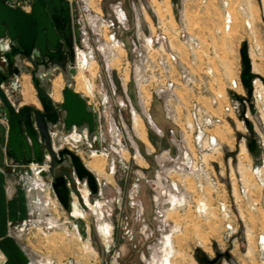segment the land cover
<instances>
[{
	"label": "rangeland",
	"instance_id": "1",
	"mask_svg": "<svg viewBox=\"0 0 264 264\" xmlns=\"http://www.w3.org/2000/svg\"><path fill=\"white\" fill-rule=\"evenodd\" d=\"M69 1L79 46L76 60L80 57L84 62L83 67L78 65L83 74L80 90L77 89L78 74L73 79L72 87L91 103H98L101 110L113 117L117 124V97H123L124 92L119 87L120 78L122 89L128 88V95L134 104L135 87L126 52L122 48V51L114 49L113 45L103 46L114 31L99 27L100 21L96 22V15L101 16L99 3L103 12L105 9L108 13L109 5L120 1L131 20L128 6L136 0ZM139 5L144 7L151 18L148 20L146 17L151 30L154 32L153 23L158 17L172 50L180 54L186 67L193 69L187 58V48L178 40V16L183 11V27L200 44V49L195 50L199 61L193 72L200 76L205 74L207 66H211L215 76L208 83L213 98L217 95L221 98L218 107H211L210 96L208 99L206 95H198L199 92L190 95L186 83L177 90V94L186 104L190 99L195 100L213 116L222 119L219 125L210 129L218 140L217 149L213 153L199 151L202 140L196 137L199 136L196 126L193 136H188L189 147L182 144V151H187V155L180 157L177 165H166L168 170L163 177L167 183L162 180L160 184V180H154L155 185L152 187H141L138 201H131L128 198V171L148 166L145 173L153 178L158 168L154 156L147 157L146 162L142 158L144 146L149 152L154 150L150 143L146 145L136 135L133 118L130 124L125 111L122 112L123 119L128 132L134 137L133 140L129 134L122 132L121 146H127L128 151L124 149L121 152L116 140L110 137V127L106 124L103 127L100 151L94 152L93 149L91 153L86 147L78 149L81 154L79 158L94 175L97 186H100L99 196L92 201L88 186L78 181L75 188L78 186L80 196L75 188L74 191L72 189L71 197L69 192V208L64 209L54 191L55 197L47 191L40 193L33 190V174L29 171L32 169L37 174L40 170L35 165L26 168L28 171L22 168H17L14 173L5 170L6 196H22L24 214L17 221L7 222V247L6 250L0 247V264H264V0H139ZM226 20H231L228 31L224 27ZM129 37V34L120 36L131 54ZM81 40L86 43L83 49L80 48ZM243 44H246L250 73L253 76L250 97L241 82L240 49ZM251 58L257 63L258 74L253 72ZM153 60L157 63L158 58L154 57ZM106 67L116 82L117 97L105 96L100 89L102 84L107 87L101 81ZM152 72L153 75H149L150 82L146 80L143 84L140 78L137 79L141 98L147 99V108L151 93L160 87L158 70L153 68ZM22 76L25 77L20 80L21 108L34 106L40 109L30 75ZM57 76L52 80L51 99ZM60 76V100H53L54 103L62 101L61 93L65 83L62 74ZM237 80L241 82L242 88L228 91L230 83ZM196 81V88L202 91L206 79L201 76ZM27 83L31 86L32 95L26 101L23 95L27 91ZM256 92L261 95L260 98L255 97ZM231 95L240 100H233ZM228 101L241 103L237 113L225 117L222 106ZM154 103L151 118L166 136L160 144L153 138L157 150L155 155L159 156L161 150L171 149L168 133L172 127L164 120L160 103L155 100ZM141 121L147 135V126ZM118 136H121V132H118ZM71 138L78 142L80 136L74 133ZM250 141L257 143V158L247 148ZM5 144V129L0 122V168L4 167ZM204 146H207V142ZM166 157L167 154L163 153L159 159L164 160ZM88 162L101 165L103 174L89 168ZM57 175L58 179L64 180L60 170ZM74 203L78 207V216L73 214ZM222 208L226 210L227 216ZM102 224L109 226L106 245L98 232ZM217 253L221 255L220 258H217Z\"/></svg>",
	"mask_w": 264,
	"mask_h": 264
},
{
	"label": "built area",
	"instance_id": "2",
	"mask_svg": "<svg viewBox=\"0 0 264 264\" xmlns=\"http://www.w3.org/2000/svg\"><path fill=\"white\" fill-rule=\"evenodd\" d=\"M67 1L69 4V9L72 12L71 4L69 3L70 1L69 0ZM139 7H140L139 0L131 2L130 5L128 6V11L131 13V18H132L131 20L128 18L127 13L124 9L123 3L120 1L110 4L109 12L106 13L105 15L102 13L100 17L99 15H96L98 16L96 18L97 19L96 22L97 23L98 21L101 22V23L99 22V27H104L107 30L114 31L112 34L108 36V38L110 37V39L109 41H105V44L103 46L108 47L110 45H116L122 48L126 52L127 64L130 70L131 80L133 81L134 87H135L136 103L134 104L130 96L128 95V91H127L128 88L125 90L122 89V80L120 78L119 87H120V90L124 92L122 94L123 97H117L118 89H117V86L115 85L116 82L114 81L112 77V73L107 67L104 70L105 74L103 75V78L101 79V81L105 82L107 87H105V85L102 84L103 87H101L100 89L103 91L105 96L110 95V97L118 98L117 108L119 110L118 111V114H119L118 123L121 125V126L119 125L120 130H119V127L117 126L118 123L116 124L114 118L109 115L107 116L106 113L101 110L98 103H91L92 101L90 102L88 98H86L83 94H80L83 96L87 105H89L92 108L93 112L97 116V120H96L97 138L94 137L91 140H88L87 132L84 131L83 135L78 134L80 136L79 141L74 142L73 139L71 138V134L69 135L65 134L62 125L59 128V130L57 129L49 133L50 142H51V152L57 158H58L59 152L63 149L68 150L73 155L77 156L78 158H79L78 155L80 154L78 149H80V147L89 148L88 151L91 153H92L91 150L93 149H94V152L100 151L101 145H102L101 138L103 134V127L105 124L108 125V127H110V137L116 140V142L118 143V146H120L121 152L124 149L128 151L129 148L127 146L126 148H122L121 146V138L123 136L122 132L124 131V134L126 132L127 135L128 134L130 135V132H128V127L126 126V123L122 116V112L127 111L130 124L132 123V118L134 117V115L135 114L139 115L147 126L146 131L149 132L148 134L150 135L152 134L154 138H156L160 144V142L166 136L155 125L150 115L154 107V104H155L154 100L159 102L161 105V110H162L164 120L172 127L168 133V143L171 149L167 148V149L161 150V154L159 156L155 155L157 152L156 149L153 152H149L148 150H146L144 154H142L141 152L142 158L144 159V161L146 160L147 157L154 156L155 164L158 169L155 171V175L153 177L154 179L148 177L145 173V170H147L148 166L145 169L140 168L135 171L130 169L128 171L127 173V185L129 188L128 198L131 201H138L137 200L139 197L138 195H139V192L142 186L152 187L153 185H155L154 180H157V179L160 180V184L162 180L165 183H167V180H165L163 177V175L166 174L168 170L166 168V165H168L169 163H173L174 165H177L180 157H183V156L185 157L187 155V151L186 152L182 151V144L185 143L186 146L189 147L187 144L188 136H191V135L193 136L196 126L198 128L197 134L199 135L196 137L202 140L201 146H199V151L201 153L203 152L213 153L214 150L217 149L218 147L217 146L218 140L216 139L215 136L211 134L210 129L212 127L219 125V123L222 121L221 118L213 116L212 113L207 108L204 109V107L198 102H196L195 100L190 99V102L186 104L184 101L180 99V97L177 94V90H179L186 83V86L190 88V90L186 88L190 91V95L195 94V92L197 93L199 92L198 95H206L208 99L210 96L211 98L209 100L211 103V107L212 106L218 107L219 106L218 100L221 98L220 95H217V97L215 96L213 98V95H212L213 93L211 92L212 88H211V85H209L208 83L210 82V80H213L214 79L213 77L215 76V72L211 68V66H207L205 74H200V76L197 75L195 72H193L196 66V63H198L199 61L198 57H196L195 55V50L200 49V44L196 38L192 37V35H190L187 32L186 27H183L185 26L184 19L182 16L183 11H180L179 16H178V22H177L178 40L182 45H184L187 48V52L189 55L187 58H189V60L191 61V64L193 65L192 66L193 69L186 67V64L183 63L180 54H177L172 50L169 44V38L163 32V27L161 26L158 18L156 17L157 19L155 23L152 22L153 27H155L153 28L154 29V32H153L151 30L150 25L145 20V17L142 11L139 9ZM230 25H231V20H226V26H225L226 31L229 30L228 28L230 27ZM118 33L121 34L120 36L124 34L130 35L129 40L131 44V54H129L128 51L126 50L125 44L122 41V38L118 36ZM80 38L83 39V36H80ZM85 44L86 43L81 40L80 48L83 49L85 47ZM77 49H79V46L76 41V44L74 46L76 75H77V60H76ZM154 57L158 58L157 63L154 62L153 60ZM153 68H156L158 70V76L160 77V87L158 89L153 90V92L151 93L150 100H149V106L146 109V106H144L142 98H141L140 88L138 86L137 78H140L143 84L144 82H146V80L147 82H150L149 75L150 74L153 75V72H152ZM22 75L24 74H21L16 79V83L18 86L16 96H14L13 91L11 90L10 84H8L7 82L0 83L1 92L3 93L8 103L10 104L11 108L14 110L16 114H19V112L22 109L21 108L22 98L20 95V92H21L20 80L22 78ZM201 76H203V78H205L206 81H205V84L202 86V91H199V89L196 88V83H198V81L196 80H198V78H201ZM73 79H72V86H73ZM188 80H191V81H188ZM192 81H194L193 85H192ZM228 88H229L228 91H235V90L237 91L238 89L242 88V85L239 80L232 81L230 85L228 86ZM236 95L239 96L237 93ZM153 96L155 98H153ZM240 103L239 102L233 103L231 101H228L227 104H223L222 106L223 115H225L226 117V115H229L231 113H237L238 112L237 108ZM3 108H4V104L0 97V109H3ZM208 113H211V115L210 114L208 115ZM61 119L62 118H60V120ZM0 122L3 124L4 129H5V134H6V144L3 149V153L5 155V161H4V167L0 168V172L2 174H5V170H10L14 173L16 172L17 168H22V169L29 168L30 169L34 165L36 167H39L40 169L45 168L46 172L44 173L47 176L39 179L40 181L38 180V174H35L34 170L31 169V171H29L33 174L32 176L33 190L35 192H40V193H44L47 191L48 194L50 193L53 194L54 179L51 176V165H52L51 154L45 153L43 155V161L41 164L29 163L25 166L8 165V159L6 157L5 152L7 149V142H8L9 123H8V120L4 116L0 117ZM131 128H132V125H131ZM125 129L127 131H125ZM118 132L119 133L121 132V136H118ZM73 133H76V132L73 131L72 134ZM130 138L134 140L133 135H130ZM26 139H27L28 144L31 146V140L27 136H26ZM38 141L41 143L39 136H38ZM206 142H207V146L205 147L204 144ZM82 144H84V146ZM160 147L158 148V150H160ZM136 148H137V145H136ZM163 153H166L167 157L164 160H160L159 157ZM111 170H114V169H111ZM61 174L63 175L65 186L68 192L71 193L72 189L74 191L75 184L76 185L78 184L76 173L72 169L70 172L68 170H65V172ZM42 179L43 181L41 182ZM83 184H86V183L83 182ZM98 187L100 188V186ZM75 191H77L79 195L78 186L77 188H75ZM71 196H72V193L70 194V197ZM90 196L91 195H89V197ZM98 196H99V193H98ZM154 201H155V198H154ZM222 212L224 213L225 216H227L225 209L222 208ZM227 227H228L227 228L228 230H231L230 226H227Z\"/></svg>",
	"mask_w": 264,
	"mask_h": 264
},
{
	"label": "water",
	"instance_id": "3",
	"mask_svg": "<svg viewBox=\"0 0 264 264\" xmlns=\"http://www.w3.org/2000/svg\"><path fill=\"white\" fill-rule=\"evenodd\" d=\"M6 1L0 0V83L7 82L10 84L13 94L16 96L18 90L16 79L23 70L24 73L31 76L37 97L44 110L42 114L33 112L29 107H24L19 114H16L0 90V97L4 104V108L0 109V117L4 116L9 123L8 142L5 152L8 165L41 164L43 155L50 153L52 157L51 176L54 179L53 191L63 208H69V192L65 186V181L58 179V171L62 168L69 172L73 169L78 181L86 183L91 192L92 201L99 193L94 175L86 169L77 156L66 149L61 150L57 158L51 152L49 138V132L53 130L55 125L57 127L62 125L67 135L72 134L73 131L83 135V132L86 131L88 140L94 137L97 138L96 114L87 105L83 96L72 89V79L76 76V69L73 68L75 56L71 57L69 69L52 65L41 72L34 71L30 73L20 63V56L29 57L33 49L38 50L43 58L49 56L46 52L48 46L58 49L54 30L59 22L60 11L66 12L67 15L69 14L68 1L45 0L43 5H40V0H38L30 15H25L17 11V9L9 8ZM47 19L51 20L52 25L49 24ZM240 56L242 62L241 82L250 97V82L253 76L250 73V61L246 44H243L240 49ZM54 68L62 70L65 83L62 90L63 101L59 105L54 104L48 95V90L43 89L46 79L42 80V87L39 86L40 81L38 79L41 78L40 75L42 73L53 71ZM231 97L233 100H240L233 95ZM250 109H252V106ZM32 112L34 116H32ZM59 116L62 118L60 122ZM26 136L31 140V146L28 144ZM38 136L41 143L38 141ZM247 148L253 157H259V148L255 141H250L247 144ZM41 176L46 177L47 175L42 173ZM224 256L229 258L228 254ZM220 257L221 255L217 253V258Z\"/></svg>",
	"mask_w": 264,
	"mask_h": 264
},
{
	"label": "flooded vegetation",
	"instance_id": "4",
	"mask_svg": "<svg viewBox=\"0 0 264 264\" xmlns=\"http://www.w3.org/2000/svg\"><path fill=\"white\" fill-rule=\"evenodd\" d=\"M43 1L45 0H40V5H43ZM37 2L38 0H7L6 4L11 9H14V10L17 9V11H19L22 14L30 15L33 11L34 5L37 4ZM45 12L47 13L46 9H45ZM60 14L61 15L59 16V22L54 30L55 37L57 38L58 49L56 50L48 46L46 52L47 54H49V56L46 58H43L41 53H39V51L36 49H33L30 52L29 57L22 56V55L20 56L21 65L25 67L30 73L34 71L41 72L44 69L52 65L60 66L61 68H64V69L70 68L71 57L75 56L74 46L76 44V37H75V32H74L73 20H72L73 15L70 10H69L68 15L64 11H60ZM47 20L49 21V24L52 25L51 20L50 19H47ZM73 68L75 69V60L73 63ZM21 72H22L21 74H26L23 72V70ZM56 74L57 75L62 74V77H63L62 70L58 68H54L53 71H47V72L42 73L40 75L41 78H38L40 81V84H39L40 87L43 86L42 80L44 78L46 79V84H45V87H43V89L48 90V95L50 97H51V92H52V80ZM20 75H18L17 78ZM31 81H32V78H31ZM29 108H31L33 112L35 111V112H39L42 114L44 112L42 105L40 109H36L34 106H29ZM33 112L31 113L32 116H34ZM60 121L61 120H59V122ZM59 128H60L59 126L57 127V125H55L52 131L57 130V129L59 130ZM60 172L61 173L65 172V169L63 168L60 169Z\"/></svg>",
	"mask_w": 264,
	"mask_h": 264
},
{
	"label": "bare ground",
	"instance_id": "5",
	"mask_svg": "<svg viewBox=\"0 0 264 264\" xmlns=\"http://www.w3.org/2000/svg\"><path fill=\"white\" fill-rule=\"evenodd\" d=\"M151 2H154L155 0H150ZM141 11H142V13H143V15H144V17H145V20L147 21V19H146V17L148 18V20H149V16H148V13H147V11L145 12L144 11V7L143 6H141L140 8H139ZM146 10V9H145ZM154 13V12H153ZM156 15V14H155ZM157 16V15H156ZM158 18V17H157ZM229 19V18H228ZM158 20H159V18H158ZM160 21V20H159ZM161 22V21H160ZM225 27V26H224ZM113 48L114 49H117V50H120V51H122L121 50V48L119 47V46H116V45H113ZM248 53V52H247ZM248 57H249V55H248ZM254 58V57H253ZM253 58H251L252 59V63H251V65H252V67H253V72L255 73V74H258L257 73V70H258V68H257V63L254 61V59ZM250 60V59H249ZM77 61H78V64H77V76H78V84H77V89H79L80 90V87H81V84H80V80H81V78H82V72L81 71H79V66H82L83 67V64H84V62H83V60L79 57V58H77ZM94 63V62H93ZM79 65V66H78ZM80 77V78H79ZM138 79V78H137ZM62 79H61V76L60 75H58L57 77H56V79H55V81H54V92H53V95H52V99L54 100V101H59L60 99V97H59V91H58V82H60ZM61 84V83H60ZM30 92H29V90L27 89V91L24 93V95H23V97H24V99L27 101V100H29L30 99ZM61 95H62V93H61ZM260 94L258 93V92H256L255 93V97H257V98H260ZM38 100V99H37ZM148 100H149V98H148ZM62 101H63V98H62ZM62 101H61V103H62ZM143 101V104H146L145 106H146V109H147V105H148V102H147V99H145V100H142ZM39 102V101H38ZM54 103V102H53ZM61 103H54V104H57V105H59V104H61ZM41 105V104H40ZM56 105V106H57ZM142 119L139 117V115H137V114H135L134 115V117H133V125H134V131H135V133H136V135L142 140V142H144L146 145H148L149 144V142H148V140H147V138H146V133H145V128H144V124H143V122L141 121ZM241 125H242V123H241ZM243 129V128H242ZM74 134V133H73ZM73 134H71V137H72V135ZM50 138V137H49ZM244 145V144H243ZM245 146V145H244ZM135 152H137V151H135ZM81 155V154H80ZM96 156V155H95ZM97 157V156H96ZM93 160H95V159H93ZM92 160V161H93ZM97 162H98V160H97ZM101 164L103 163V162H100ZM88 167L89 168H92L93 170H95L96 172H98L100 175L101 174H103V168H102V166L101 165H97L96 163H92V162H88ZM104 167V166H103ZM39 168V167H38ZM40 170V171H39ZM38 171L39 172H37V174L40 176V174H42V173H44V172H46V170H45V168H43V169H38ZM41 178H44V177H42V176H40ZM41 181H43V179L41 180ZM75 202V201H74ZM73 214H74V216H78V207L76 206V203H74L73 204ZM108 231H109V226H105V225H100L99 226V228H98V232H99V234H100V238H101V240H102V242H103V244L104 245H106L107 244V235H108ZM263 242H264V240H263ZM264 244V243H263ZM250 252L248 251L247 252V254H249Z\"/></svg>",
	"mask_w": 264,
	"mask_h": 264
},
{
	"label": "crops",
	"instance_id": "6",
	"mask_svg": "<svg viewBox=\"0 0 264 264\" xmlns=\"http://www.w3.org/2000/svg\"><path fill=\"white\" fill-rule=\"evenodd\" d=\"M100 6V10L102 14H106L107 12ZM25 77V76H22ZM25 82V81H24ZM28 85V83H27ZM26 85V86H27ZM22 86V83H21ZM27 89L30 90V94L32 93L31 86L28 85L26 87ZM32 95V94H31ZM53 101V99H52ZM54 102V101H53ZM38 107V104L35 105ZM241 131L243 129H240ZM146 138H148V142L150 143L151 147L153 150L156 148L154 147L156 144L155 141L153 140L154 136L151 134L146 135ZM144 146V145H143ZM147 149L146 146L143 147V151L145 152ZM22 214H24V199L20 195L19 196H14L12 198H8L5 193V176L0 172V247H3L4 250H6V225L7 222L9 221H17L22 218Z\"/></svg>",
	"mask_w": 264,
	"mask_h": 264
}]
</instances>
